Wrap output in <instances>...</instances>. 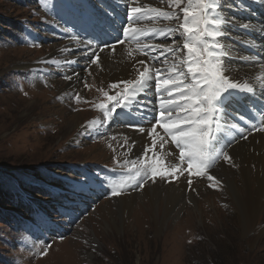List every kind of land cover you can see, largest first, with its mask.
I'll list each match as a JSON object with an SVG mask.
<instances>
[{
    "label": "rangeland",
    "instance_id": "1",
    "mask_svg": "<svg viewBox=\"0 0 264 264\" xmlns=\"http://www.w3.org/2000/svg\"><path fill=\"white\" fill-rule=\"evenodd\" d=\"M113 1L80 0L81 12L69 16L61 0H0V264H264V234L243 236L223 185L221 189L214 185L204 188L212 194L211 207L191 224L187 222V210L193 205L187 192L162 190L148 201L142 197V188L137 186L127 187L119 196L111 195L114 186L130 182L129 175H135L134 168L141 167L137 158H143L144 148H139L140 155L137 152L125 154L127 151L116 136L119 130L132 128L129 125L137 121L131 122L128 120L131 118L124 115L108 120L100 105L110 111L113 101L108 97L120 93L123 102L125 90L131 84L122 81L106 86L102 81L93 83L88 79L81 95L78 88L70 92L65 85L62 92H66L60 94L59 85L54 81L65 84L72 73L68 62H60L65 58L73 59L69 54L71 36L81 39L78 31L87 30L92 19L104 25L109 23V34L112 29H118L113 27L118 16L107 11V7H114ZM120 2L147 12L129 25L126 20L129 7L119 11V17L125 18V26L142 31L153 29L159 32L158 38L162 37L161 27L176 29L165 33L162 40L168 47L174 46V39L183 49L180 8L186 6L187 0H182L179 8L170 6L169 0ZM217 2L223 10H238V18L218 11L225 20L221 26L222 41L235 31L243 42V22L262 20L264 24V0ZM258 4L262 6L259 15L248 17L247 13ZM149 8L171 13L174 18H164L148 11ZM231 20L238 22V29L232 30ZM259 30L264 31V25ZM89 34L90 31L84 33ZM257 35L264 38L262 33ZM146 43L143 42L152 45ZM52 47L61 50V54L51 55V60L57 62H39L27 70L19 68L22 64L48 58ZM136 49L142 55L145 53L139 51L140 44ZM156 53L153 51L152 55ZM74 61L76 69L85 71L79 60ZM247 97L238 94L230 105L239 104L249 111L248 103L254 101L249 97L246 102ZM137 99L144 101L142 94H138ZM253 107L256 116L264 120V111L259 106ZM74 116L78 123L72 128L69 124ZM219 145L224 146L221 142ZM172 146L180 164L179 150ZM182 165L187 168L186 163ZM181 175H186V180L204 178L209 181L204 175L189 176L187 171ZM85 176L89 184L81 190L83 186L78 182ZM170 179L156 178L163 183ZM147 182L151 180L145 184ZM192 193L198 192L194 189ZM130 195L137 200L130 211L121 214L113 200ZM167 196L177 198L182 209L178 218H167L156 232L148 221L152 222L165 206ZM139 207L146 212L144 224ZM261 211L256 218L258 227H264V207Z\"/></svg>",
    "mask_w": 264,
    "mask_h": 264
},
{
    "label": "bare ground",
    "instance_id": "2",
    "mask_svg": "<svg viewBox=\"0 0 264 264\" xmlns=\"http://www.w3.org/2000/svg\"><path fill=\"white\" fill-rule=\"evenodd\" d=\"M256 1L259 2V0ZM113 4L116 10H114L115 8L111 6L109 8L107 7V11L109 14L111 13V11H113V14H115L116 16H119V11H124L129 7V4L123 5L120 0H114ZM261 7L262 6L258 4V7H255L251 10L252 14L255 16L259 15V10H261ZM226 9L227 10H223L220 7L218 11L219 13L229 15V17L235 16L236 18H238V10L234 11L233 8ZM230 22L232 26L230 24L228 25H230L233 31L236 28L238 29V22L236 23L235 20H231ZM257 23H260V25H258ZM243 24L246 23L243 22ZM108 25L109 23L104 25V22L92 19V21H90L89 23V26H87V30L83 31L82 33H79L78 31V35L79 37L81 36V39L77 38V40H73L70 38L69 44H71V46L69 50L71 51V53L69 54L70 56L73 55V59L65 58L61 59L60 62H68L71 66L72 73L69 76L70 78L67 79V82L64 81L65 84H62L63 81H54L55 84L59 85V87H57L59 93L63 94L64 92H66H62L63 86L65 85L64 87L70 89V92L75 90V88H78L77 90L82 95V89L87 84L88 79H90V81H92L93 83L102 81L106 86H109L113 83H122V81L135 82L136 80L140 79V72L143 71V67L147 66L153 69L152 85L151 88L148 89L146 95L142 94V98L144 99L142 103L146 104L148 101H157V97L155 95V69H166L169 65L175 62V58L172 54H167V63H164V57L159 56V53H157V56H159V58L153 64L150 58L151 56L147 53H143L142 49L145 46V44H143L144 41H146L147 43L150 42L152 44L148 45L149 47L155 48L156 45L164 44L165 46L163 48H166V44L164 43V40H162L164 35H162L161 38H158L159 32H155L153 29L142 31L137 30L138 28H135L133 25H131L134 27L133 29H136L137 35L135 37L139 39V43L136 42L137 39L133 38L132 39L135 43H133V41H131L130 39L126 40L121 34V41H123V43L115 41L113 39V43L112 45H110L111 47L108 44L106 46H103V44H100L98 41H96V38H105L104 34L108 33ZM247 25H249L247 29L241 27L242 32L244 33L243 36L245 37V40L243 42L241 41L242 39L238 37V32L235 31L234 33H232L231 31V35H226V38H228L227 40L222 41L220 40L221 37L218 38V41L223 45V48L221 49V51L223 52L222 59L224 60L229 77L241 84L249 83L254 88V94H247L248 99L245 100L246 102H249V97H251L254 101L253 104L248 103L249 111L247 110V112L245 109H242L239 104L229 105L227 115L221 121V127L219 131L216 132V135L219 136L220 139L218 142H214V146L218 150L222 149L224 152H227L231 157V162H225L223 158H221L216 163L217 166H214V169L204 175L205 177H207L208 175H212L215 178V180L213 181H204V178L198 180L192 179V184L189 185V180H186L185 178L186 175L177 173L175 180L171 178L167 183L161 182L163 180H155L154 183L152 181L147 182V184H145L142 188L141 192L142 197H146L148 201L151 197L153 198L154 196H156L154 194L162 192V190L167 191V193H169V190L171 189L187 192L189 195V199L191 200V204L193 205V208H189V210H187V222H190L191 224L195 217L199 216L202 218L203 212L207 213L209 211V208L211 207L209 198L212 194L210 193V191L205 190L204 188H207V186L209 188V185L211 184L221 189V185H223V190L229 197L232 210L234 213H236L242 234L245 237L248 235L262 236L264 234V227H258V225L256 224V218L258 217V215H260V213L262 212L261 210L264 207V131L258 130L260 127H264V120H260V117L258 116L260 125L259 127H256L252 124L248 115L255 114L252 110V108H254L253 105H255L256 107L259 106L260 110L262 109L261 111H264V97H261L260 87V85L264 83V81L258 79L259 77L264 76V38L257 35L260 33L264 34V31L259 30V27L261 26L260 20L252 21ZM117 28H119L123 32V29L116 24L114 29ZM254 29L257 31L259 30L258 33H256ZM86 31H90V34L87 36L84 35ZM161 31L163 33L170 32L169 30H166L162 27ZM92 35H95V37ZM154 36L156 37V39L153 38ZM78 40H92V48H90L89 51H92V49L95 50L97 57L96 64H91L92 57L86 56L84 54L85 46L82 43H78ZM137 44H140L139 51L143 53V55L136 52L138 51L136 49ZM101 48H103L104 51L101 52ZM55 53L61 54V50L59 48H55L51 51V54L48 56V58H46L47 60L41 59L40 61H34L28 63L27 65L22 64L23 66L19 68L25 70L32 69L40 64L39 62L44 61L55 63L57 61L51 60V55ZM179 53L181 54V56L185 54L183 49H181ZM251 57H255V60L251 59ZM75 59L79 60L78 62H80L84 66V68H87L88 70L79 71L78 69H76L75 66L77 64L74 63L76 62L74 61ZM141 60L145 61L144 65H141L139 63ZM226 60L229 62L227 63ZM236 97L238 98V94L234 97V100H236ZM151 106L152 105H149V107ZM155 106L158 107V101ZM124 111L127 112L128 117L131 118L128 119L129 121H137L135 125H140L145 128V132L143 134H141L137 128L133 127L118 131L119 135L117 134L118 137L116 136V138H118L121 147L126 149L125 152H127L125 154L137 152V154L140 155L139 148L141 146L145 148V146L147 145L150 149L148 153V162L152 161L154 153L155 157L163 159L167 165L179 164L176 160V153L173 149L170 139L169 143L165 144L164 148L161 149L159 147V137H156L157 145L154 149L152 148V138L148 137L147 131L151 128V125L155 123L153 113L144 111L142 115H140V110L133 111L132 108L125 109ZM142 116L145 118H142ZM77 123L78 119L76 116H74L72 117V121L69 126L75 128L77 127ZM233 124L236 125L235 128L232 127ZM241 128L244 129L243 132L240 131ZM114 129L115 128H113V130ZM157 131L160 132L161 135H164L162 129L158 128ZM220 142L223 143L224 146L219 145ZM144 156L145 153L142 159L137 158L138 161H140L139 164L141 166L145 163ZM123 158L124 157H122V159ZM181 166L184 167V165ZM216 181H218L219 183L217 184ZM194 189L198 192L196 195L192 193ZM135 200H137L136 196L130 195L129 197L115 199L113 200V202L116 204L115 206L117 207L118 211L121 214H124L125 212L130 211ZM204 205H206L207 208L204 207ZM139 208V212L142 211V207ZM180 209H182V204L180 203V201L177 198L167 196L165 206L161 208V211H159L158 215L155 218H151L152 222H148L151 224V227L153 226L155 231L158 232L162 228V223L167 218L176 219L179 217ZM140 215L142 217V223L144 224V222L147 221L145 219L146 212L142 211ZM147 226L149 228V225Z\"/></svg>",
    "mask_w": 264,
    "mask_h": 264
},
{
    "label": "snow or ice",
    "instance_id": "3",
    "mask_svg": "<svg viewBox=\"0 0 264 264\" xmlns=\"http://www.w3.org/2000/svg\"><path fill=\"white\" fill-rule=\"evenodd\" d=\"M169 3L170 6L175 5L179 8L182 0H169ZM61 6L69 16H76L81 12L80 0H61ZM219 8L220 4L217 0H187L186 6L180 8L183 13V22L179 27L183 30L180 35L184 37V55H178L181 49L175 44L174 39V46L162 48L156 45L150 50L149 46L145 45L142 49L151 56L153 64L159 56L164 57L165 63H167V54H172L175 58V62L166 69H155L158 113L155 106L157 101H148L145 104L137 99L138 94L146 95L152 85L153 69L147 66L143 67V71L140 72V79L135 82H125L131 84V87L125 90L124 95L127 98L125 101L122 102L120 93H117L115 97H108L110 101H113L110 111L109 108L100 105L108 120L121 115L127 117L128 113L124 110L129 108L140 110L141 113L144 111L153 113L155 123L147 131L148 137L152 138V148L154 149L157 145L156 137H159L161 149L169 143L170 139L175 149L179 150L178 159L181 162L176 165H166L165 161L155 157L154 153L152 161L148 162L150 149L146 145L144 148L145 163L141 167L134 168L135 175H129L130 182L114 186L111 190L112 196H119L127 187L143 188L146 181L151 180L154 183L157 177L175 179L177 173L182 174L184 171H187L189 176L206 175L208 169L213 167L221 157L225 162H231V157L227 152L215 148L214 142L220 139L216 132L219 131L221 121L226 117L228 107L233 103L235 95L254 94V88L249 83L241 84L231 79L227 74L222 59L223 45L218 41V38L222 36L221 26L225 24V20L219 16ZM148 11L164 18H174L171 13L162 12L158 8H149ZM127 13L129 25L134 23L138 17L147 15V12L140 7H129ZM119 27L123 29L126 40L137 35L136 29L123 24ZM241 27L247 29L249 25L243 24ZM169 31L175 32L176 29ZM161 35L165 33L162 32ZM71 39L77 40V36L73 35ZM115 39L123 43L119 36ZM77 42L85 46L84 54L92 57L91 64H96L95 50L89 51L92 48V40H78ZM136 42L139 43V39ZM100 51L104 49L101 48ZM153 51L159 53V56L152 55ZM251 59L255 60V57ZM139 63L144 65L145 61L141 60ZM87 70L86 68L85 71ZM258 79L264 81V76ZM260 87L261 97H264V83ZM149 105L152 106L149 107ZM142 118L145 117L142 116ZM129 126L137 128L141 134L145 132V128L140 125ZM232 127L235 128L236 125L233 124ZM157 128L162 129L164 135H161ZM258 130L264 131V127ZM240 131L243 132L244 129L241 128ZM184 163L187 164L186 169L181 166ZM207 178L209 181L215 180L212 175H208ZM78 183L83 186L81 190H84L88 187L89 178L85 176ZM188 183L191 185L192 180L189 179ZM216 183L219 182L216 181Z\"/></svg>",
    "mask_w": 264,
    "mask_h": 264
}]
</instances>
